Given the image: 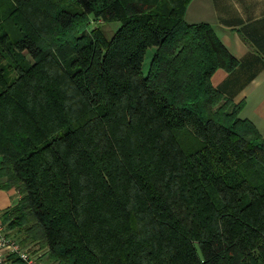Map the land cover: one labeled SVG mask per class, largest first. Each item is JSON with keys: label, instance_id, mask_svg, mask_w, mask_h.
Instances as JSON below:
<instances>
[{"label": "trees", "instance_id": "obj_1", "mask_svg": "<svg viewBox=\"0 0 264 264\" xmlns=\"http://www.w3.org/2000/svg\"><path fill=\"white\" fill-rule=\"evenodd\" d=\"M191 1L0 0V189L20 194L2 218L22 247L264 264V135L213 85L239 60Z\"/></svg>", "mask_w": 264, "mask_h": 264}, {"label": "crops", "instance_id": "obj_2", "mask_svg": "<svg viewBox=\"0 0 264 264\" xmlns=\"http://www.w3.org/2000/svg\"><path fill=\"white\" fill-rule=\"evenodd\" d=\"M186 19L210 23L238 58L234 70L218 69L213 74V85L235 102H244L241 117L251 120L264 135V0H192ZM19 199L16 189H0V211ZM38 264L56 263L46 251Z\"/></svg>", "mask_w": 264, "mask_h": 264}, {"label": "built area", "instance_id": "obj_3", "mask_svg": "<svg viewBox=\"0 0 264 264\" xmlns=\"http://www.w3.org/2000/svg\"><path fill=\"white\" fill-rule=\"evenodd\" d=\"M18 257L27 264H38V259L29 248L22 247L20 242L7 233L0 211V264H13V258Z\"/></svg>", "mask_w": 264, "mask_h": 264}, {"label": "rangeland", "instance_id": "obj_4", "mask_svg": "<svg viewBox=\"0 0 264 264\" xmlns=\"http://www.w3.org/2000/svg\"><path fill=\"white\" fill-rule=\"evenodd\" d=\"M99 25L105 30L106 35H108L109 37H112L114 33L118 30L121 24L120 22H117V21L107 23V22H104L103 20H96L93 18L92 26H99ZM154 53H155V47L150 48L147 52L144 66H143V70L145 73H148L150 63H151ZM25 248H29L33 252V254L36 256L35 258H37L38 260L47 251V249L43 248L40 242H32L31 244L25 246Z\"/></svg>", "mask_w": 264, "mask_h": 264}]
</instances>
